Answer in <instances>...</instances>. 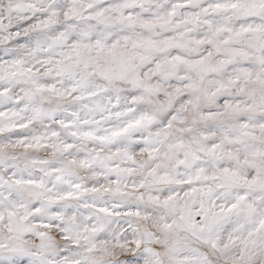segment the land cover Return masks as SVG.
<instances>
[{
    "label": "snow or ice",
    "instance_id": "1",
    "mask_svg": "<svg viewBox=\"0 0 264 264\" xmlns=\"http://www.w3.org/2000/svg\"><path fill=\"white\" fill-rule=\"evenodd\" d=\"M0 264H264V0H0Z\"/></svg>",
    "mask_w": 264,
    "mask_h": 264
}]
</instances>
